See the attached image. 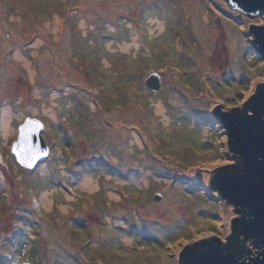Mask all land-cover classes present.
Instances as JSON below:
<instances>
[{
  "label": "rangeland",
  "instance_id": "1",
  "mask_svg": "<svg viewBox=\"0 0 264 264\" xmlns=\"http://www.w3.org/2000/svg\"><path fill=\"white\" fill-rule=\"evenodd\" d=\"M260 21L227 0H0V264H187V245L231 240L242 207L210 178L241 161L216 106L264 81ZM26 117L49 149L33 169L11 153Z\"/></svg>",
  "mask_w": 264,
  "mask_h": 264
},
{
  "label": "water",
  "instance_id": "2",
  "mask_svg": "<svg viewBox=\"0 0 264 264\" xmlns=\"http://www.w3.org/2000/svg\"><path fill=\"white\" fill-rule=\"evenodd\" d=\"M227 2L248 16L264 14V0ZM253 25V42L261 47L258 50L263 51L264 21L254 22ZM145 84L156 91L160 85L159 75L151 73ZM247 101L249 105H232L231 111L225 109L223 103L216 106L217 111L221 110L219 117L228 125L230 146L239 155L243 171L238 172L233 166L231 171L224 164L215 167L210 178L211 187L218 189L221 196L241 205L243 216L233 217L236 233L231 240L222 241L214 235L212 241L187 245L188 256H183L187 264H264V81L260 80L253 98ZM30 119L43 125L38 118H24L17 127L11 153L19 165L33 169L47 158L49 149L42 136L44 127L34 130V125L27 124ZM37 143L46 155H38L31 161L33 146ZM14 146L16 151H13ZM30 162L31 167L28 166ZM236 164L241 165V162ZM233 246H238L240 251L232 253L230 247Z\"/></svg>",
  "mask_w": 264,
  "mask_h": 264
},
{
  "label": "bare ground",
  "instance_id": "3",
  "mask_svg": "<svg viewBox=\"0 0 264 264\" xmlns=\"http://www.w3.org/2000/svg\"><path fill=\"white\" fill-rule=\"evenodd\" d=\"M200 11V10H198ZM18 54V53H17ZM17 54H15V56H17ZM11 68H14L12 65H11ZM31 73V70L29 69V74ZM2 116H3V119L1 120V124L3 125L2 127V130L4 133H6L9 129H10V122H9V119H10V115L11 113L9 112L10 108L6 105V104H3L2 105ZM154 109V112L156 113H161L163 115H165V112H164V105L162 103V101L160 99H158L156 102H155V105L153 107ZM10 113V114H9ZM134 139L136 141H138V143H140V136L136 133L135 131V134H134ZM80 187L84 188V189H93L95 187V184H94V180L92 179V177L89 175V174H85L81 180V183H80ZM117 192H115L114 190H111L109 189V192H108V196L110 198L112 197H115L117 196ZM40 199L43 203V206L44 207H48L49 204H50V197L49 195L46 193H42V195L40 194ZM61 206L62 208H65L67 206L66 202H62L61 203ZM172 210H174L173 207H171ZM170 208V209H171ZM166 213H170L169 211H166ZM127 242H129V240H127Z\"/></svg>",
  "mask_w": 264,
  "mask_h": 264
},
{
  "label": "snow or ice",
  "instance_id": "4",
  "mask_svg": "<svg viewBox=\"0 0 264 264\" xmlns=\"http://www.w3.org/2000/svg\"><path fill=\"white\" fill-rule=\"evenodd\" d=\"M27 124L34 125V126H35L34 130L43 127V125H42L39 121H37V120H31V119H30V120L27 121ZM22 127H23V126H22ZM16 150H17V149H16V147L14 146L13 151H16ZM17 154H18V156H19V152H18ZM38 155H46V152H43V151L40 150V148H39V143H37L35 146H33V154H32V156L30 157V160H31V161H34V160L37 158ZM28 166H29V167L32 166V165H31V162L29 163Z\"/></svg>",
  "mask_w": 264,
  "mask_h": 264
},
{
  "label": "trees",
  "instance_id": "5",
  "mask_svg": "<svg viewBox=\"0 0 264 264\" xmlns=\"http://www.w3.org/2000/svg\"><path fill=\"white\" fill-rule=\"evenodd\" d=\"M232 7V6H231ZM231 139V138H230ZM230 147H232V146H230ZM238 167H240L239 169H238ZM227 169H231V171H232V168H231V165H228L227 167H226ZM243 164H242V161H241V165H237L236 166V171H238V172H242L243 171ZM231 171H227V172H231ZM234 233H236V228L234 229ZM215 240H217V239H215ZM190 247V246H189ZM188 247V248H189ZM230 251L232 252V253H237V252H239L240 251V249H239V247L238 246H233V248L232 247H230ZM259 253V252H258ZM249 258V256L246 258V259H248ZM183 260H185L184 259V257H183ZM183 262V261H182Z\"/></svg>",
  "mask_w": 264,
  "mask_h": 264
},
{
  "label": "flooded vegetation",
  "instance_id": "6",
  "mask_svg": "<svg viewBox=\"0 0 264 264\" xmlns=\"http://www.w3.org/2000/svg\"><path fill=\"white\" fill-rule=\"evenodd\" d=\"M230 136V135H229ZM230 138V137H229ZM11 255H6V259H7V263L8 264H16L13 260H11V263H9V261H8V259H11ZM24 257V256H23ZM37 258V257H36ZM24 259H26V260H20L18 263L19 264H25V263H29V264H41V263H38V260H34L33 259V261H31L30 259H29V257H25Z\"/></svg>",
  "mask_w": 264,
  "mask_h": 264
},
{
  "label": "clouds",
  "instance_id": "7",
  "mask_svg": "<svg viewBox=\"0 0 264 264\" xmlns=\"http://www.w3.org/2000/svg\"><path fill=\"white\" fill-rule=\"evenodd\" d=\"M180 257H181V255H180ZM182 260H180V262H181Z\"/></svg>",
  "mask_w": 264,
  "mask_h": 264
}]
</instances>
